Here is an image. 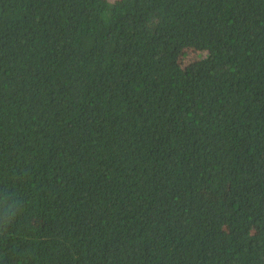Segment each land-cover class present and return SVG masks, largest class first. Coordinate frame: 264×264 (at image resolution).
Wrapping results in <instances>:
<instances>
[{"label": "trees", "instance_id": "1", "mask_svg": "<svg viewBox=\"0 0 264 264\" xmlns=\"http://www.w3.org/2000/svg\"><path fill=\"white\" fill-rule=\"evenodd\" d=\"M0 264H264V0H0Z\"/></svg>", "mask_w": 264, "mask_h": 264}]
</instances>
